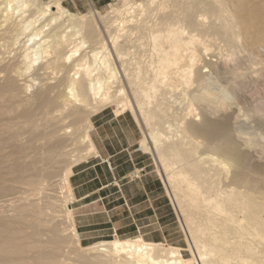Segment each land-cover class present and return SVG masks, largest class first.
Returning <instances> with one entry per match:
<instances>
[{
  "label": "bare ground",
  "instance_id": "1",
  "mask_svg": "<svg viewBox=\"0 0 264 264\" xmlns=\"http://www.w3.org/2000/svg\"><path fill=\"white\" fill-rule=\"evenodd\" d=\"M89 11V10H88ZM129 112L192 257L79 243L92 115ZM112 112V113H113ZM264 264V0H0V264ZM74 260V259H73Z\"/></svg>",
  "mask_w": 264,
  "mask_h": 264
},
{
  "label": "rangeland",
  "instance_id": "2",
  "mask_svg": "<svg viewBox=\"0 0 264 264\" xmlns=\"http://www.w3.org/2000/svg\"><path fill=\"white\" fill-rule=\"evenodd\" d=\"M118 1L108 0L98 6L85 3L81 12H89L94 7L105 13ZM63 5L67 6V2ZM105 112L114 114L112 107ZM124 116L136 126L137 142L130 143L128 150L117 153L111 164H95L100 160L98 157L82 161L73 167V171L82 168V172L75 176L71 174L69 178L72 198L67 203L71 207L79 243L86 246L99 240L141 236L147 241L175 246L184 258H191L180 216L165 190L151 153L142 150L139 144L141 129L129 112ZM135 167L142 171L138 172ZM78 183L82 184L75 187ZM73 255V252L69 254L72 258L69 262L84 264Z\"/></svg>",
  "mask_w": 264,
  "mask_h": 264
},
{
  "label": "crops",
  "instance_id": "3",
  "mask_svg": "<svg viewBox=\"0 0 264 264\" xmlns=\"http://www.w3.org/2000/svg\"><path fill=\"white\" fill-rule=\"evenodd\" d=\"M65 1L67 2V6H64L74 12H81L82 8H84L85 3L87 6H98L100 4L108 2V0H62V4H64ZM92 8L94 7H91L90 9ZM105 110H101L92 116L93 128L90 131V135L97 153L88 158L86 162L98 157L100 160H98L95 164L101 162H107L111 164L113 162V157L116 156L117 153L128 150L130 143L137 142V128L135 124H131L126 119L124 114L109 115L105 112ZM78 164H76V166ZM73 167H75V165ZM82 170L83 169L81 168L73 171L72 168L73 176L78 175L82 172ZM80 184L82 183H78L77 185H75V187Z\"/></svg>",
  "mask_w": 264,
  "mask_h": 264
},
{
  "label": "built area",
  "instance_id": "4",
  "mask_svg": "<svg viewBox=\"0 0 264 264\" xmlns=\"http://www.w3.org/2000/svg\"><path fill=\"white\" fill-rule=\"evenodd\" d=\"M135 170H138V172H140V171H142V168H139V169L136 168Z\"/></svg>",
  "mask_w": 264,
  "mask_h": 264
}]
</instances>
